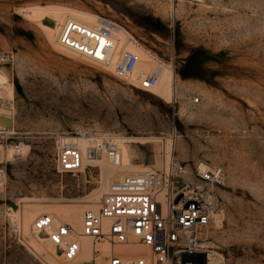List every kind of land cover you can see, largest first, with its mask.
Segmentation results:
<instances>
[{"label": "rangeland", "instance_id": "1", "mask_svg": "<svg viewBox=\"0 0 264 264\" xmlns=\"http://www.w3.org/2000/svg\"><path fill=\"white\" fill-rule=\"evenodd\" d=\"M50 7L65 11L58 20L28 12ZM68 9L114 21L136 48L171 67L172 97L136 89L131 77L57 44ZM1 114L11 124L0 127V264H71L33 229L35 218L75 206L81 222L85 209H96L97 201L83 203L92 193L171 159L225 172L201 235L219 255L215 264H264V0H0ZM82 136L95 138L92 146L112 137L121 149L119 138H135L130 164L112 167L96 146L92 166L59 174L57 138ZM27 207L39 247L19 223Z\"/></svg>", "mask_w": 264, "mask_h": 264}, {"label": "built area", "instance_id": "2", "mask_svg": "<svg viewBox=\"0 0 264 264\" xmlns=\"http://www.w3.org/2000/svg\"><path fill=\"white\" fill-rule=\"evenodd\" d=\"M116 27L107 18H99L89 29L66 19L57 44L72 48L115 77L126 79L133 73L139 55L129 49L114 53L112 38ZM157 81L155 73L140 74L131 84L146 91ZM99 144L107 162L122 168V151L117 141L103 137ZM15 149L19 150L18 145ZM54 152L59 174H75L82 169V152L72 138H57ZM225 177L223 168L217 165L199 163L189 167L172 159L164 160L159 168L145 167L112 180L98 198L96 209L84 210L79 231L67 222H57L49 213L38 215L33 229L44 233L66 262H74L81 255L79 236L88 237L90 258L73 264H199L203 258L208 264L210 252L201 235L218 210L217 191L224 185ZM104 244L108 245L107 253ZM117 245H142L149 252L113 250Z\"/></svg>", "mask_w": 264, "mask_h": 264}, {"label": "bare ground", "instance_id": "3", "mask_svg": "<svg viewBox=\"0 0 264 264\" xmlns=\"http://www.w3.org/2000/svg\"><path fill=\"white\" fill-rule=\"evenodd\" d=\"M64 11L65 10L62 8L50 7L47 9L33 8V9L29 10L28 12L33 17L39 18V17H42L43 15L46 14V15L53 17L54 19L58 20L61 13ZM67 12L68 13H66L64 15L65 16L64 21L66 19L73 20L78 25L83 26L86 29L93 27L94 24L98 21V18H96V16L91 14V13L76 11V10H72V9H68ZM64 21L62 22V24L64 23ZM45 27L51 35L54 29L47 26V25H45ZM59 32L60 31H58V34H59ZM58 34H57V36H58ZM57 36H56V42H57ZM112 39H113V43L115 44L114 53L116 55L118 52H120L124 48L132 50L139 55V61L136 64L133 73L129 77L134 79L140 74L146 75V74L155 73L158 77L157 84L151 90H146V91L152 92V93L158 95L159 97H161L162 99H165L168 101L172 97L173 92H174V72H173V69L166 64L157 63V61L155 60L154 57L147 54L145 51L141 50L140 48H136V44H135L134 39L120 26L114 28ZM65 47L73 51L72 48L67 47V46H65ZM1 115H3V114H1ZM72 139L79 145V148L82 152V156H83L82 168L84 166H92L93 162L96 160H93L91 157H89L88 153L90 151V148H93L96 146L98 147L100 145L99 142H97L95 146H92L91 142H93L95 140V138L82 136V137H77V138L75 137ZM118 140L121 141V143H122L121 144L122 162H123V166H125L126 164H130L129 163L130 152L128 150V143H131V142L134 143V142H136V140H135V138H130L129 140L127 139V141H124L123 139H120V138ZM21 149L22 148L19 149V152L21 151ZM114 174H117V170H112L108 176L102 175V179H101L102 182L101 183L103 184L107 181H110L111 180L110 177ZM99 194H101V191H99V190L97 192L92 193L89 197H87L83 201V203H86V204L88 203V204H90L89 206L91 207V204L95 203L98 200L97 198L99 197ZM57 207L55 206L54 208H52V206H50V208H52V209H51V211H49L53 215V217L56 219V221L62 222V220L60 218L67 217L69 224L73 227V229L75 231H79L80 226H81V222H80V218H79V207L74 206V207H71L68 209H67V206H66V208L62 207V209L57 208ZM93 208H95V206ZM48 210H49V208H48ZM20 215L21 216L19 218V223H20V226L23 230L24 235L26 237H28L29 240H31L32 244H34L36 247H39V243L37 242V240L35 238H33L31 236V232H30L31 224L33 221V216H34L33 211H31V208L27 207V208H24L22 210ZM79 241H80L81 245L83 246V251H82L81 255H79V257L75 261L87 260L91 256L90 240L88 237L79 236ZM102 246L105 249V253H107L108 252V245L104 244ZM113 250L129 252V253H136V252L145 253L144 252L145 249H144V247H142V245H117L113 248ZM218 256L219 255L215 252L209 253L208 264H215L218 261ZM74 262L72 261L71 264H73Z\"/></svg>", "mask_w": 264, "mask_h": 264}, {"label": "water", "instance_id": "4", "mask_svg": "<svg viewBox=\"0 0 264 264\" xmlns=\"http://www.w3.org/2000/svg\"><path fill=\"white\" fill-rule=\"evenodd\" d=\"M10 124H11V120L9 117L4 116V115H0V127L7 128L10 126ZM201 264H206L205 258L202 259Z\"/></svg>", "mask_w": 264, "mask_h": 264}]
</instances>
